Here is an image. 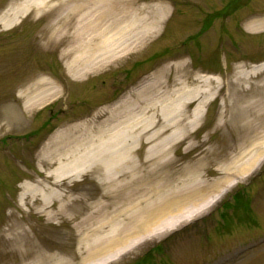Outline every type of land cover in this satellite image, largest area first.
I'll use <instances>...</instances> for the list:
<instances>
[{
  "label": "rangeland",
  "instance_id": "obj_1",
  "mask_svg": "<svg viewBox=\"0 0 264 264\" xmlns=\"http://www.w3.org/2000/svg\"><path fill=\"white\" fill-rule=\"evenodd\" d=\"M19 1L0 0V14ZM60 2L53 0L55 7L39 13L29 11L12 26L0 22V264H81L87 259L86 243L81 239L102 220H110L124 210L114 223L102 224L100 235L104 236L116 222H125L130 213L139 217L147 208L159 209L164 200L151 191L160 176L172 182L201 183L222 177L220 167L234 151L227 152L222 160L215 154L229 145L236 146L238 135L232 124L242 106L234 105L233 110L226 111L223 107L227 101L222 97L229 89L230 98L243 90L249 94L247 101L255 100L256 95L250 96V91L264 82V70L251 72L253 67L264 65V30L245 28L249 20L264 17V0H137L136 16L127 18L137 23L131 27L130 48L74 78L67 71L74 55L66 51L72 48L78 20L69 16ZM157 8L166 11L153 27ZM107 11L111 13L109 8ZM108 20L109 16L99 26L108 24ZM141 30L148 34L143 43H138ZM180 62L185 68L178 72L175 64ZM163 71L164 76H159ZM197 72L216 79L211 85L212 98L202 108V119L193 129L192 139L174 145L162 160L163 164L169 162L167 170L160 169L148 177V201L139 202V212L129 210L130 206L126 208V202L118 198L141 199L143 191L104 192L90 171L79 177L57 178L54 173H61L57 170L60 144L49 152L52 159L56 158L51 166L42 161L44 148L56 134L83 122L95 132L110 118L109 108L121 98L144 105L136 92H147L149 81L158 80L159 86L186 74L192 80ZM239 73L248 81L229 88L227 85L234 84ZM41 81H48L42 89H50V95L40 96L38 104L28 110L24 104L41 93L35 86ZM223 112L227 120L232 117L228 126L220 118ZM75 133L76 138L85 137L80 128ZM138 158L143 156H135ZM252 167L232 178V186L206 212L191 218L185 214L186 208V223L169 227L166 232V228H159L164 220L156 219L167 220L175 209L154 217L144 229L148 230L146 240L135 241L137 245L115 255L108 264H264V155ZM104 195L117 198L105 197L102 201L109 204L107 211L91 216L99 210L96 204ZM198 204L203 207L205 203ZM152 252L153 256H148ZM99 259L86 263L100 264L103 260Z\"/></svg>",
  "mask_w": 264,
  "mask_h": 264
},
{
  "label": "bare ground",
  "instance_id": "obj_2",
  "mask_svg": "<svg viewBox=\"0 0 264 264\" xmlns=\"http://www.w3.org/2000/svg\"><path fill=\"white\" fill-rule=\"evenodd\" d=\"M52 1L21 0L12 2L0 14V22L4 26H12L19 17L29 11L39 13L43 9H52L55 7L51 4ZM57 1H61L62 8L69 16L74 15L78 20L77 28L73 34L72 48L66 51V54L74 55L67 66V71L73 78L82 76L84 72L93 67L112 61L120 53L130 48L128 41L132 37L130 35L133 33L131 29L137 23H134L136 22L135 19L128 20L127 18L128 15L136 16L137 0ZM108 8L111 10L110 14L107 11ZM165 11L166 8H157L154 16L164 15ZM108 16L110 18L108 24L100 27V22ZM136 19L137 22L142 20L137 17ZM159 21V17L155 18L152 26L157 27ZM125 22L128 25L124 26ZM245 28L254 32L264 30V17L249 20ZM147 32L141 30L140 35L136 38L140 39L138 43H143L147 37ZM79 66L82 68H78ZM175 66L178 72L185 68L182 62L175 64ZM262 70H264V65L253 67L251 72L254 74ZM164 72H160L159 76L162 74L164 76ZM157 81L148 82L147 92L142 90L136 92L137 98L144 105L138 106L139 104L129 97L122 98L117 102V105L109 108L110 118L101 122L95 132L90 130L86 122H83L69 127L62 134L51 137L42 152V161L51 166L56 158L52 159V154L49 152L53 150L55 145L60 144L62 152L57 155L60 156L57 170L61 173H54L57 174V178L63 176L79 177L90 171L91 174H94L96 182L103 187L104 192L116 189L136 193L143 191L144 194L141 199L118 198L126 202L124 204L126 208L130 206L129 210L134 208L137 210L136 212H139L141 209L139 202L141 200L148 201V182H150L148 177H152L154 172H158L160 169L167 170L169 162L163 164L162 160L169 156L174 145L192 139V131L202 119V108L208 103L210 97L212 98L211 85L214 84V81L216 82V79L197 72L193 74L192 80L191 75L186 74L179 75L171 83L166 81L159 86ZM240 81L246 82L248 77L239 73L238 80L227 86L235 89L240 85ZM47 82L41 81L35 84L41 89V93L37 94V97H30L26 100L24 104L26 109L29 110L37 105L40 96L50 95V89L46 92L42 89L47 85L45 84ZM254 89L252 88L253 91H250V96L256 95L255 100L247 101L249 94L243 90L236 91L237 96L230 98L229 89V92L222 97L223 101H227L223 107L226 111L228 109L233 110L234 105L236 107L238 104L242 105L238 109L236 119L234 118V124H232V129L238 135L236 146L229 145V148L225 147L220 153L215 154L217 159L222 160L224 156H227V152L234 151L233 157L229 161H225L223 167H220V171L224 175L222 174V177L210 183H201L196 180L172 182L166 176H160L161 178L152 185L151 191L152 194L159 197V200H164L158 207L159 209L148 210L147 208L139 217L130 213L124 219L125 222H116L115 227L104 236L100 235L103 229L102 224L108 221L114 223L115 219L124 213V210L118 211L115 216L110 217V220H102L92 233L81 239V243H86L84 248L86 251L85 258H87L81 262L90 264L86 263L87 260L101 257L99 260H103V262L100 264L111 263V259L115 255L122 254L129 247L137 245L135 241L146 240L148 230L144 231V229L148 228L149 222L153 221L154 217L167 214V210L175 209V214L169 212L171 215L167 217V220L162 219L163 217L156 219L164 220L159 224L160 229L166 228L165 231L167 232L169 227L173 228L186 223L185 217L188 216L183 215L186 208L189 209L185 214L190 215L191 218L206 212L212 204L218 201V197L221 198L224 192L232 186L230 184L232 178L242 176L253 169L252 164L264 155V135L260 136L264 131V82L260 87L255 86ZM230 99H232V103ZM220 118L224 119V126L230 125L231 116L227 120L225 112H223ZM79 128L82 134L85 133V137L79 135L76 138L77 133L74 134V131L76 132ZM63 136L65 137L63 138ZM148 145L150 146L149 151ZM142 148H146L144 154ZM233 148L234 150L231 151ZM135 156H143V158L136 160ZM187 170L191 171V169ZM166 182L169 184L166 185ZM143 185H146V188L143 189ZM212 194L217 196L210 201L208 199ZM105 197L107 199L117 198L116 195L101 197L96 204L99 210L91 213V216L100 215L107 211L109 204L102 201ZM132 201L134 202L132 203ZM196 202L205 204L202 207L198 206L199 204ZM190 203L194 205L186 206ZM136 233L138 234L135 236Z\"/></svg>",
  "mask_w": 264,
  "mask_h": 264
}]
</instances>
